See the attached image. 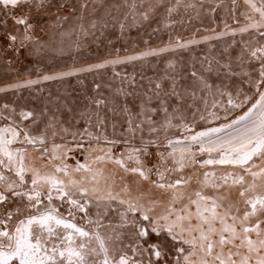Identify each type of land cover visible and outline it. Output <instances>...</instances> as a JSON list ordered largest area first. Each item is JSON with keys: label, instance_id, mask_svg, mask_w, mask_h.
Returning a JSON list of instances; mask_svg holds the SVG:
<instances>
[{"label": "snow or ice", "instance_id": "obj_1", "mask_svg": "<svg viewBox=\"0 0 264 264\" xmlns=\"http://www.w3.org/2000/svg\"><path fill=\"white\" fill-rule=\"evenodd\" d=\"M147 2V7L144 3ZM179 0H177L178 6ZM245 3L260 16V20L245 28L240 29L241 32H247L249 28L256 29L261 37H264V0L258 7L255 0H245ZM156 4H162V0H156ZM66 5L60 3L59 0H0V51H12L14 54H19L20 50L29 46H40V40L35 35V30L40 27V30L47 34L48 25L45 23V18L55 16V21L52 27H63V22L69 19L61 13V9ZM79 19L84 20V10L88 8L87 0H81ZM119 9L120 6H113ZM126 8V13H122L121 17L115 18V22L119 25L121 31L125 27V22L129 17L133 21L139 18L140 22H146L151 19V14L155 11L156 5L149 2V0H142L138 3L137 0H125L123 5ZM176 7L166 8V12L170 15ZM73 14L77 13L75 7L71 8ZM248 19L252 16L245 13ZM91 29L97 28V21H90ZM107 27V23L104 24ZM79 32L82 35H88L89 29L83 23L78 25ZM75 31V29H74ZM210 39V38H206ZM178 47H186L185 44H178ZM163 49L162 51H167ZM244 53H247L248 59H245ZM158 53L156 51L144 52L139 56L126 57L124 60H113L106 63H124L126 61L143 59L147 56H154ZM219 69L224 70L226 77L242 76L245 78L243 81L247 83L251 89H254L258 99L252 103L251 107L238 118L232 120L231 123H226L221 127H213L207 131L194 132V134L186 136L183 140L172 139L168 135V130L173 127L182 126L186 132H192L193 129L188 124H173V120L180 122L184 121V107L186 92L178 91V85L173 79L170 90L166 89L162 83L149 81L150 87L143 92V99L136 103L137 99L141 96L140 93L135 91L124 92V90L117 89L118 94L124 96V102L120 106L121 113L126 115L125 123L126 137L123 140L109 139L107 135H94L92 132H87L90 140H95L97 143L103 141L111 145L108 148H93L91 146L84 147L81 141L76 140V134L72 135L73 142L76 143L77 148H83L89 154L93 152H100L103 155H97L91 160V163H107L111 162L114 165L122 168L126 173L138 174L139 177L145 181L149 180L154 173L157 176L155 186L160 189L175 188L184 181L183 178L175 182L164 183L166 173L176 170H183L186 166L195 167L197 165L196 152L191 148V144L198 145L200 154L207 153L208 158L200 163V167L208 165H233L244 167L245 172L251 173L254 177L264 175V169L260 172H251L253 167H257L254 157L260 161H264V43L259 46H246L244 51L239 57L238 67L239 71L233 68L232 63L226 62L220 64L216 62ZM247 65V67H245ZM106 64L91 65L86 68L73 69L68 72L60 73L54 76H45L44 80L62 79L65 76L78 75L81 72H91L98 68L105 67ZM171 67V65H170ZM218 69V70H219ZM211 70V64L208 66ZM194 82H199L202 86L201 91L212 89V85L197 71L191 72ZM38 81H29L28 83H37ZM132 84V81H129ZM24 85H16L14 87H23ZM96 90L100 89L97 84ZM5 91V89H0ZM237 101H233V94L231 92L221 91V95L228 96V103L233 108H240L251 97L243 92L242 89H237ZM187 96L193 101L189 104V108H195L194 101L196 99V91L193 90L187 93ZM131 97V100H129ZM158 101L156 106H151L153 100ZM203 99V97H201ZM91 104L95 107V112H81V117L87 116L89 124L91 125L92 119H95L96 124L103 129L104 116L101 114V108H107L108 101L102 98L89 97ZM113 107L109 111L115 113V101L112 102ZM206 103V102H205ZM215 107V101H213ZM8 108V105H4ZM137 108L138 111H133ZM15 112V109H12ZM68 113H72V108H67ZM198 112L199 109L195 108ZM163 113V118L156 119L157 113ZM215 115V114H213ZM20 116L24 120L33 117L31 112H20ZM142 117V118H141ZM7 118V117H5ZM193 115V119H195ZM226 118V117H225ZM74 119V117H73ZM201 119H204L201 116ZM36 121L33 120V123ZM15 124V121H13ZM147 126L148 138L145 139L144 132ZM53 128L52 135L55 136V120L50 121L40 135H32L27 128H21L19 125L7 126L0 128V264H144L143 256L148 254L147 264H169V257L171 264H181V255L185 252L182 246H173L172 251L166 248L167 239L176 242L180 241L182 244H188L189 251L187 255L183 256V264H191L190 256L195 254L197 246L200 247L207 255H211L217 241L210 240L209 235L205 232L203 225H208V233L216 234L217 229L214 227V222L218 219L216 211V202L212 201V208H204L201 210L200 201L207 198L202 196L198 191L195 193L199 200H190L191 203L196 204V216L200 223L195 227V231L199 232V245H197V238L184 240L182 239L183 233L186 229L182 224H169L163 228L156 224H150L148 227L138 225L135 219L131 221V226L136 228V231L131 234L133 243L127 244V249L133 253L141 256L138 261H132L123 247L117 249L111 242L117 241L121 244L119 235L101 234L99 228L103 225L99 219V214L95 221L88 219V224L93 225V230H86L85 226L77 225L75 222L76 214L84 213L85 217L88 216V204L91 202L89 199L90 190L84 187V181L78 182L69 179L66 183L64 180L59 179L54 174H41L40 170L32 169V177L30 181L25 180V174L28 171L24 164L25 153L27 149L10 150L9 146L18 141L22 144H29L36 148L38 151L48 152L47 136L48 129ZM115 128V125H113ZM67 133L69 129L64 127L61 129ZM226 130H232L227 131ZM220 133H225L220 136ZM21 134L23 139L20 140ZM139 134V146L130 147L127 150V160L134 161L135 167H129L125 161L124 152H120L119 157H114L112 149L117 145L123 143L130 145L131 140L135 139ZM124 136V133H121ZM9 136L11 138H9ZM83 138H81L82 140ZM88 143V142H84ZM60 145H53L51 149V160H61L68 152L74 149L68 146L65 147V152L60 153ZM171 149V151H162V149ZM177 152L179 155H177ZM218 153L216 158L212 157V153ZM43 159V156L41 157ZM151 161V166L148 162ZM169 161L178 165V168L169 167ZM251 162V163H250ZM246 166V167H245ZM54 170L57 173H64L65 176H70L71 171L79 172L81 170L92 172L88 163L80 164L77 162L75 169L69 168L67 164L55 165ZM97 175H102L100 170L93 175V181ZM231 175V174H229ZM215 176V173H204V182L207 184L208 177ZM229 176L220 177L225 183ZM244 178L241 176L233 183H243ZM30 184V188L25 189V185ZM42 186H47V190H43ZM214 187L217 185H213ZM254 187V185H253ZM70 189H75L71 191ZM98 189L93 187L92 193H96ZM247 189L240 193L244 196ZM58 199L61 204L53 205L52 201ZM109 198L115 199L111 192L108 193ZM182 197L173 196V201ZM45 199L47 203H44ZM103 199V197H101ZM190 199V198H189ZM121 204L125 201L121 200ZM251 206V211L246 212L241 219V231L238 232L235 225L226 224L224 218L220 217V223L223 228L219 230L218 244L221 246V252L217 254L214 259L219 260L220 264H237L232 259L233 255L239 256L240 253H228L227 259L223 258V246L232 244L233 247H243L247 245V256H242L240 264H250L251 254L255 253L257 256L256 264H264V256L259 253L264 250V238L258 222L254 227H248L244 222L248 221L249 217L254 216L259 211H264V197H256L246 201ZM43 205V207H41ZM67 205L66 214L60 212V207ZM136 208L131 203L128 204L127 212H134ZM211 212V217L205 216V212ZM124 213L121 218L124 221L119 227L128 225ZM143 220H149L146 212L142 213ZM192 213L189 211L187 217L184 215L178 216V221H184L192 218ZM227 215V214H226ZM167 219L168 217H162ZM233 220L236 217H232ZM180 227V234L173 231L174 227ZM111 228V225H108ZM150 228V231H149ZM167 233L166 237H162V232ZM187 231H193L192 228ZM255 232L258 239L253 241L250 238V233ZM225 233L229 236L226 238ZM151 234H155L156 239H151ZM240 239L241 244L237 246L234 242ZM133 244L135 246H133ZM119 253V255H117ZM155 257V259H153ZM207 264V261H203Z\"/></svg>", "mask_w": 264, "mask_h": 264}, {"label": "flooded vegetation", "instance_id": "obj_2", "mask_svg": "<svg viewBox=\"0 0 264 264\" xmlns=\"http://www.w3.org/2000/svg\"><path fill=\"white\" fill-rule=\"evenodd\" d=\"M59 2L66 5L63 9L71 10L72 7H75L77 9V13L70 16V21L63 23V27L60 31L54 30V32L50 33L51 35L47 37L48 40L40 42L43 47L38 46L39 50L37 54L32 53V46L28 47L30 48V52H28L26 56L23 69H15L13 65L0 54V89H5V91H0V117H7L5 119L11 123V125H19L21 128H27L32 135H40L49 122L54 119L55 131L57 134L53 136L52 132L54 129L49 128L48 134H50V137L47 136V140H49L47 143L53 142L58 138L60 140V136L65 135V132L61 129L67 127L69 124H75L79 127L81 124H84L89 132L101 130L96 124L95 119H92L90 125L89 118L87 116L81 117L80 115L81 112H86V109H89L83 106V104L88 106V100H82L81 98L75 99L77 109H75L74 112H77V115L74 112L68 113L67 108L70 106L63 98H59L55 91L50 90V88L45 84V82L50 81L44 80L43 78L45 76H54L64 73V71L67 70L66 67L68 64V60L64 58L66 56L65 54H54L52 52L51 54L46 53V48L50 47L53 49L59 48V46L62 45H69V47L75 49L87 48L90 50L113 51L118 50L120 48L119 45H123L124 48L120 49L127 51L132 48H138L139 45H136L131 35L135 34L134 31H142L138 33L141 34L142 42H140L141 46L144 47L143 51L148 52L152 50H163V48L168 49L174 55L173 57L171 54L173 59L175 58L176 69L172 75L142 74L137 77L140 79V84H138L137 87L140 89L141 96L137 99L136 103H139L143 99L142 94L148 88L145 83L148 79L152 80L154 83H162V85L169 90L174 79L178 85V91L186 92V99L184 107V121L180 122L178 120H173V124H188L191 126L193 131L194 129H199L209 123H219L229 114L232 115L233 113L240 112L243 109V106L248 104L255 95L254 89H251L247 83L243 82L245 80L244 77H226L224 70L219 69V66L216 63L219 61L222 65L226 62H230L232 63L233 68L236 71H239V57L245 47L249 45L259 46L260 43H264V37H261L256 29L249 28L247 32L240 31V29L260 20L259 14L253 12L252 9L245 3V0H179L178 6L177 0H162V4H156V0H149L150 3L156 5L155 11L151 14V19L146 22H140L139 18H137L136 21H133L131 17H129L125 22L123 31H121L119 25L115 22L114 17L119 18L122 13H126L127 10L123 7L125 0H90V2H88V8L84 10V20H80L78 18L80 13L79 4L81 0H59ZM137 2L140 3L142 0H137ZM255 2L259 7L261 0H255ZM113 6L120 7L117 9ZM144 6L147 7V2L144 3ZM168 7H176V10L169 15L166 12V8ZM216 13L218 14L217 17H215ZM245 13L251 15L252 19H248ZM92 20L97 21L96 29H91L90 27V21ZM81 23L89 29V34L86 36L79 32L78 25ZM105 23H107V27H104ZM261 31H264V29H261ZM178 44H185L186 47H178ZM127 46L130 48L127 49ZM204 50L206 51V55L203 56ZM194 51H199V56L202 58H198V55H196V52ZM109 54H111V52ZM244 56L245 59H248L247 53H244ZM146 58H144V60H146ZM113 60H117L116 57ZM196 60L205 65L206 68L204 67V69H207V72H203L204 70H201V67L199 68L198 65L194 66L195 63H197ZM80 61V56L74 58V63L77 66ZM126 63L127 62L117 63L116 65L121 66ZM209 64H211L210 71L208 70ZM108 65H110L109 68L112 72V65L114 64L108 63ZM245 67H247V65H245ZM194 68L195 70L197 69V72H199L207 80V82L213 86L210 91H201L202 86L199 82H194L193 77L191 76V72ZM126 71L127 69L124 68L122 71L120 70L119 73H112L113 76L108 79V83L106 84V86L110 88L103 90L104 92H98V96L107 97L109 102L111 99L116 102L115 99L118 98V96H116L118 93H116V91L114 92L112 88L124 85L129 87V81L133 80V76L126 73ZM84 75L88 76L87 74ZM81 76H83V74L79 73L78 75L69 76V78H79ZM29 81L38 82L29 84ZM16 85L24 86L14 87ZM237 89H242L243 92L247 93L251 97V99L246 101L242 107L233 108L232 105L228 103V96L221 95L220 93L221 91L225 93L231 92L233 94V101L238 102ZM193 90L196 91L194 104L195 108L199 109L198 112L195 111V108L188 107L189 104H193V101L187 96V93H190ZM53 94L57 97H53ZM62 95L66 96V93L64 92ZM201 97H203V99H201ZM129 100H131V97H129ZM213 101H215V107L213 106ZM123 102L124 99L119 100V105H122ZM157 104L158 101L154 99L151 106H156ZM4 105H8V108H4ZM12 109H15V112H13ZM22 111L33 113V117L28 120H24L20 116V112ZM133 111H138V109L133 108ZM193 115H195V119H193ZM201 116H203L204 119H201ZM119 117L115 114L113 115L112 113L108 115L105 114V130L109 131V135L111 136H114L113 131H117L119 133L118 136H120L121 133H124V136L126 137L127 125L125 124L126 127L122 126V122L117 124L116 121ZM155 118L158 120L162 119L163 113H157ZM33 120L36 122L33 123ZM13 121H15V124H13ZM113 125H115V128H113ZM89 129H91V131ZM171 130L185 132L182 126L169 129L168 134ZM71 133L74 134L73 132ZM144 136L146 137L145 139L148 138L147 126H145ZM138 137L139 134L134 141L139 140ZM262 169H264V166ZM228 172L229 171L223 170L209 172L215 173V176H209L207 184L203 181L204 185L201 189L203 190L202 192L198 190L202 196L207 198L206 200L200 201V206L201 210L205 207L211 209L213 206V197L211 198L207 191L210 190V193L218 195V202H216L218 219L216 221H220L219 218L222 217L224 218L226 224H234L237 231L240 232L241 219L246 212L251 211V206L247 204L246 201L249 199H255L256 197H264V184L262 185V182L260 183L259 188L256 189L258 178H261L264 175H260L258 177L256 176V180L254 179L252 185L244 182L246 180H243V183L234 184L233 180H235L237 176L236 174L239 173L236 171H231L230 173ZM222 176H229L226 183L220 179ZM114 177L115 176H113L111 172L102 173V175H97L95 177V181H93L92 175V177L89 178V181L83 180V186L87 187L91 191V189L95 187V185H99L102 180H107L114 188H119L121 185L123 187V183L121 181L116 182ZM30 179L31 178H29V180ZM214 184L217 186L214 187ZM116 185H118V187ZM28 186L30 187V184H28ZM42 187L44 188V186ZM228 187H237L239 193L245 191L246 189L247 191L244 196L240 195L241 199H236L237 197H234L231 193L226 191ZM107 188L105 191H101L103 199H101L102 196H100L98 191L96 193H92L91 195L89 194L91 202L88 204V207H95L97 210L95 215L97 216L99 214V219L103 225L99 228L101 234L119 235L120 240L123 243L121 244L117 241H112L111 243L117 249L123 247L132 261H138L141 259L140 255L127 249V244L133 243L131 234L136 231V228L131 226V221L133 219H135L138 225H143L145 227H148L150 224H156L161 228L165 225L174 223L177 225L182 224L186 229L183 233L182 239L188 240L192 239V237H196L197 245H199V232L194 230L197 226L196 221L200 222L196 216V204L187 203L183 206L178 205L175 201L174 204H165L164 206H160L158 203H141L142 205L140 206V210L129 213L132 214V220L128 221V225L119 227V225L123 224L124 221L122 220L121 215H119L118 218H121L120 220L122 221H113L114 216L108 211V205L115 199L119 200V203L121 200H124L121 196L122 191L115 199H111L109 198L108 193L111 192L113 194V191H108ZM187 190H189V187L188 189H176L172 192L181 194L178 195L180 197L187 193ZM104 193H107L105 197ZM194 196V198L190 197L191 200H199V197L196 195ZM98 198L100 199L99 202L97 201ZM227 201H229L230 204ZM153 205H156L157 207L151 210V215H148L149 220H143L141 214L144 212L147 213L149 208ZM189 211L193 214L190 221L188 219H185L184 221L177 220V217L181 215L187 217V213ZM228 212H232L230 214H232V217H236V219L228 221V215H226L229 214ZM204 215L211 217V212H205ZM165 216L168 217L166 220L162 218ZM91 218L93 221L97 219L93 217ZM125 219H128V214L125 215ZM258 222L260 223V229L262 232V236L260 238H264V211L257 212L256 215L249 217L248 221L244 223L248 227H254ZM77 225L79 224L77 223ZM108 225H111L112 227L109 228ZM91 227L93 230V225H91ZM203 227L205 232L209 235L210 240L217 241V244L215 245L211 255H207L200 249L199 246H197L195 254L190 256L191 264H203V261L205 260L207 261V264H220L219 260H215L214 257L221 252V246L218 244V240L219 230L223 228V225L221 224L219 227L214 226L218 230L216 234L208 233V225H203ZM189 228H192L193 231H187ZM173 231L179 235L180 227H174ZM161 235L162 237H166V231L162 232ZM249 235L253 241L258 239L255 232L250 233ZM225 236L228 238L229 234L225 233ZM150 238L155 240V234H151ZM234 243L239 246L241 244V240L237 239ZM174 244L182 246L185 249V252L180 254L181 264H183V256L188 254L190 246L188 244H182L180 241L173 242L170 238L167 239L166 248L169 251H172L173 255L176 254L173 251ZM133 246L135 245L133 244ZM229 252L240 253L239 256H232V259L235 260L237 264H240L242 256L249 255L246 244L243 247H233L232 244L223 246L224 259H227ZM117 255H119V253H117ZM259 255L264 256V250H262ZM142 258L144 260V264H147L148 254L145 253ZM153 259H155V257H153ZM256 259V254L252 253L250 264H256ZM169 264H171L170 257Z\"/></svg>", "mask_w": 264, "mask_h": 264}, {"label": "rangeland", "instance_id": "obj_3", "mask_svg": "<svg viewBox=\"0 0 264 264\" xmlns=\"http://www.w3.org/2000/svg\"><path fill=\"white\" fill-rule=\"evenodd\" d=\"M88 2H90V0L89 1L87 0V3ZM61 13L65 16L69 17V19L67 21L71 20L70 16L73 15V13L70 9H61ZM217 16H218V14L216 13L215 17H217ZM54 21H55V16H49V17L45 18V23L48 25V27L46 29L47 34H45V32H43V31H41L40 27H37V29L35 30V35H36V37L39 38L40 42L48 40L47 37L50 36L51 35L50 33H53L54 30L60 31L61 28L51 26ZM65 22H63V23H65ZM126 25H129V24H126ZM134 32H135V34H133L131 36L133 37L136 45H139V46H138V48H134V50H131L130 57L131 56H139L143 52H145V51H143L144 47L141 46V42H142L141 34L138 33V32H142V31L139 30V31H134ZM42 43H44V42H42ZM119 46H120V48H124L123 45H119ZM61 47L63 49V47H65V45L59 46L58 52L51 49L50 51H48L46 53L51 54V52H52L54 54H60V53H62ZM120 48L118 49L119 52H117L116 50H114V51L102 50L101 56L104 57L105 56L104 54H106V56H108V54L111 52V53L116 54V59L124 60L126 56L124 57L121 55H124V53H127L130 50L126 51V50L120 49ZM126 48L129 49L130 47L127 46ZM38 50H39L38 46H35V47L32 46V53L33 54H37ZM28 52H30V48L26 47V48L20 50L19 54H14L12 51H0V54L7 61H9L15 69H17V68L23 69L24 64H25L24 62H25V59H26ZM156 52L158 54L153 56V59L155 60L156 64L154 62H152L151 60L140 61V59H138V60H131L129 62L126 61L127 63L125 65L127 66V65L131 64V66H134L136 64L137 66L140 65L142 68L146 65V68L148 70L147 71L148 74H156L157 72H159L157 70H160L161 67H164V69H166L169 74H171V72H174L175 69H173L174 64L172 62L173 58L171 57V54H169V50H167V51L156 50ZM149 57H152V56H148L147 58H149ZM144 58H146V57H144ZM196 62L197 63H195L194 66L198 65L199 68L201 67V70H204L203 72H207V69H204V67H205L204 64L200 63L198 60H196ZM192 64H193V62H192ZM170 65H171V67H170ZM116 68H117V66L115 65V69ZM193 70H195V68ZM113 71L111 73H113ZM195 71H197V69ZM136 72H139V71L137 70ZM104 74H106V72H104ZM101 76H99V77L101 78ZM215 79H217V78H215ZM149 81L150 80L148 79L145 82L148 87L151 86ZM143 85H145V84H143ZM256 99H258V96L255 94L254 97L249 101V103L245 104L243 106V109L240 112L233 113L232 115L229 114L225 119L221 120V122H219V123H216V122H214L213 124L209 123L207 125H204L203 127H200L199 129H194V131H192V132L171 130V132H169L168 135L172 139L183 140L186 136L194 134V132L207 131L210 128L221 127L226 123H231L232 120L238 118L240 115H242L244 112H246L248 110V108L251 107L252 103L255 102ZM7 126L15 127L16 125H11V123H9L4 117H0V128L7 127ZM67 128L69 129V131L67 133H64L65 135H61L60 140L58 138L53 142L47 143L48 152L38 151L37 148H39V146H36V148H34L32 145H29L26 143L25 144L20 143L19 140L14 142L13 144H11L9 146V148H10V150H13V151H15L16 149H21V150L27 149V151L25 153V160H24V164H25L26 168L28 169V171L25 174V180L26 181L31 180V179L29 180V178L32 177V171H31L32 169L40 170L41 174H46V173L47 174H54L59 179L64 180L66 183L69 181V179L76 180L78 182V184H79V182H81L83 180L89 181V178L92 177V175H94L97 172V170H100L103 174L111 172V174H113V176H115L114 177L115 181L116 182L121 181L123 183V187L121 185V186H119V188H114L112 185H110L108 183L107 180H102V182H100L99 185H95V187L98 189V193L100 194V196H102L101 191H105L107 186H108V188H107L108 191H113L112 195L114 197H117L118 194L122 191L121 196L125 200V203L120 204L119 200L115 199V200L111 201L110 204L108 205V207H109L108 211L111 212L114 216L113 221H122V220H120L121 218H118V216L121 215L122 213L128 214L127 221L132 220V214H129L131 212H127L129 203L134 205L136 210H140V206L142 205L141 203H143V204L158 203L160 206H164L165 204L171 205V204H174L175 201H176V203H178V205H183V206L187 203H191L190 197L194 198L195 197L194 195L196 192H198V190L200 192L203 191L201 189L203 188V185H204L203 184V181H204L203 176H204L205 172L223 170V171H229L228 173H230L231 171H236L239 174H236L238 177L236 176L235 180L242 176L244 178V180H246L244 182H247L250 185L253 184V181L256 178L251 173L245 172L244 167H241V166L216 164V165H208L206 167H200L199 166L200 163H202L205 159L208 158V154L207 153L200 154L199 150H198V145L191 144L192 150L194 152H196V154H197L196 155L197 165L195 167L186 166L183 168L182 171L176 170L173 172H168V173H166V179L164 181V183H169V182H175L176 180L183 178V180L187 181V182L182 181V183L175 188H170V189H166V190L160 189V188H157L155 186V182L157 181L158 178L154 173L151 175L149 180L145 181V180L141 179L138 174H133L130 172L126 173L122 168H120L117 165L112 164L111 162L91 163L92 159H94L97 155H103V153L93 152V153L89 154L88 152H85L83 150V148H77L76 143L73 142V140H72L73 134L71 132L76 134V140L81 141L85 148L89 147V146H91L93 148H108V147H111V145L106 144L103 141V139H101V141L99 143H97L95 140H90L87 133L85 132V129H87V127L84 124H81L80 127L75 125V124H69L67 126ZM105 129H106V126L103 127V129H101L100 131L95 130V132H92V133L94 135H101V134L107 135L109 139H113V138L118 139V140L125 139L124 138L125 136H122L121 134H120V136H118L119 133L117 131H113L114 136H111V135H109V131H107ZM89 130L91 131V129H89ZM227 131H232V130H226V132ZM219 135L224 136L225 133H220ZM48 137H50V134H48ZM9 138H11V137L9 136ZM81 138H83V139L81 140ZM19 139L20 140L23 139V134H21V137ZM138 139H139V137H138ZM47 141H49V140H47ZM84 142H88V143H84ZM54 144L61 146L59 149L60 153L65 152V147H64L65 145L73 148L74 150L71 152H68L67 155L64 157L63 161L51 160V149H52ZM134 146H139V140H135V141H134V139L131 140L130 145H125V144L121 143L112 149L113 156L119 157L120 152H124L125 153L124 158H125V161L128 164V166L129 167H135L136 165H135L134 161H128L127 160L128 152L126 150V149H128L130 147H134ZM162 151L167 152V151H171V149L165 148V149H162ZM177 155H179L178 152H177ZM42 156H43V159L41 158ZM217 156H218V153H215V152L212 153L213 158H216ZM253 159L256 162L257 167H253L251 169V172H260L262 167L264 166V161H260L255 157ZM77 162H79L80 164L88 163L92 169V172H87L84 170H81L79 172L71 171L70 176H65L64 173H62V172L57 173L54 170L55 165H61L62 163L67 164L69 166L70 170L75 169L77 166ZM148 166L149 167L151 166V161L148 162ZM168 166L172 167V168H178L179 167L178 165L173 164L172 161H169ZM0 170L5 171V174H7V175H13V173H8L5 169H0ZM81 174H83V176ZM261 182L263 185L264 184V176L261 178L260 177L258 178L256 189L259 188V185ZM116 186L118 187V185H116ZM124 186H128V187H124ZM188 187H189V190H187V193L180 196L182 198L173 201L172 197L174 195L175 196L181 195V194H177L175 192L173 193L172 192L173 190L181 189V188L182 189H184V188L188 189ZM195 187H196V189H195ZM27 188H30L28 186V184L25 185V189H27ZM44 188H47V186H44ZM44 190L46 191L47 189H44ZM70 190L75 191L72 189H70ZM209 191H207V193L211 196V198L213 197V200H215V202H218V195H214L213 193H210ZM226 191L231 193L234 197H237L236 199H241L240 198L241 196H240V193H239L237 187L236 188L228 187L226 189ZM89 194L91 195L92 192L90 191ZM53 195H54V199L52 201L53 205H60L61 202L58 199H55V193ZM106 195H107V193H104V197ZM156 199H158V200H156ZM99 200L100 199L98 198L97 201L99 202ZM227 202L229 203V201H227ZM44 203H47L46 199H45ZM64 206L68 207L67 205H64ZM231 206H234V205H231ZM41 207H43V205H41ZM155 207H157V206L153 205V206H151V208H149V210L147 211L149 216L151 215L150 214L151 210ZM229 211H230V209H229ZM96 212H97V210L95 207H88V216L85 217L84 213L78 212L76 214V221L75 222L78 223L80 226H85L86 230H92L91 225L88 224V222H87V218L88 217L97 218V216L95 215ZM228 213L229 214H227L228 215L227 220L231 221L232 214H230V213H232V212H228ZM196 223H197L196 225H198L200 222L196 221ZM214 226L215 227L221 226L220 221H215Z\"/></svg>", "mask_w": 264, "mask_h": 264}, {"label": "trees", "instance_id": "obj_4", "mask_svg": "<svg viewBox=\"0 0 264 264\" xmlns=\"http://www.w3.org/2000/svg\"><path fill=\"white\" fill-rule=\"evenodd\" d=\"M68 48L69 49H67V50L66 49L61 50L62 53L66 55L64 58L68 60V64L66 67L67 70H65L64 72H68V71L72 70V68L73 69L86 68L88 66L97 65V64H106V66L103 68L95 69L91 72H81V74H83V76H81L79 78H69V76H66L63 79H53V80L47 81V82H45V84L50 88V90L55 91V93L58 95L59 98H63L66 101V103L70 106L69 108L73 109V112L75 111V109H77L75 99H79V98H81L82 100H88L89 101V102H87L88 106L83 104V106L85 108H89V109H86V112L87 111L95 112L96 109L91 104L89 97L102 98V99H105L109 102L107 97L98 96L99 95L98 92H104L103 90L110 88V87L106 86V84L108 83V79L111 76H113V74L111 73L110 68H109L110 65H108V63H106L109 60L107 59L106 54H104L105 56L103 55L104 57L101 56L102 50H95V49L90 50L87 48L75 49V48H71V47H68ZM131 50H134V48L130 49V51L127 50L128 52L124 53V57L125 56L130 57ZM116 51L119 52L118 50H116ZM174 51H176V50H174ZM194 52H196V55H198L197 56L198 58H202L201 56H199V51H194ZM169 54L173 55V53L171 51H169ZM172 55H171V57H172ZM204 55H206L205 50L203 52V56ZM79 56L81 58V61L79 63L80 65L78 64V66H77L74 63V58L79 57ZM173 57H174V55H173ZM174 59H172V62L174 64L173 69H176V63H175ZM142 60H144V59H140V61H142ZM148 60H151L152 62H154L156 64L155 60L153 59V56L146 58V61H148ZM115 65L116 64L112 65V71L114 70L113 73H119L120 70L122 71L124 68H126L127 69L126 73L131 74V76H133V80H132V84H130L129 87L126 85L119 86V87L116 86V87L112 88V90L114 92L116 91V93H117V89L122 88L124 90V92L135 91L137 93H140V89H139V87H137V85L140 84V79L137 77H139L142 74H148L147 73L148 70L146 68V65L143 68L140 65L137 66L136 64L134 66H131V64H129L127 66L126 65H121V66L116 65L117 66L116 69H115ZM137 70L139 72H136ZM157 71H159L156 73L158 75L169 74L167 72V70L164 69V67H161L160 70H157ZM104 72H106V74H104ZM172 73L173 72H171V74ZM84 74H87L88 76H86ZM148 75H153V74H148ZM99 76H101L102 79ZM105 80L107 82H105ZM97 84L100 85L99 90H96L95 86ZM64 92L66 93V96L62 95V93H64ZM93 93H95V94H93ZM116 96H118V98L115 99L116 100V102H115L116 112L115 113L109 111V109H111L113 107V103H112L113 100L112 99L108 103L107 108H101L100 111H101L102 116H104V117H105V114L108 115L110 113H112L113 115L115 114L117 117L120 116L119 119L116 121V123L120 124L122 122V126L126 127V125H125L126 124L125 123L126 115L121 113V111H120L121 104L119 105V100L124 99V96L122 94H117ZM53 97H57V96L55 94H53ZM72 102H74V103H72ZM74 113H76V115H77V112H74ZM120 118H122V119H120ZM104 122H106V121L104 120Z\"/></svg>", "mask_w": 264, "mask_h": 264}, {"label": "bare ground", "instance_id": "obj_5", "mask_svg": "<svg viewBox=\"0 0 264 264\" xmlns=\"http://www.w3.org/2000/svg\"><path fill=\"white\" fill-rule=\"evenodd\" d=\"M68 47H69V45H66L65 47H63V49H66L67 50V49H69ZM46 49H47V52H48V51H50L52 49V47L46 48ZM52 50H55L56 52H58L59 51V48H54ZM61 50H62V48H61ZM115 57H116V54L115 53H111V54H109L107 56V59L110 61V60H113ZM105 82H107V81L105 80Z\"/></svg>", "mask_w": 264, "mask_h": 264}, {"label": "crops", "instance_id": "obj_6", "mask_svg": "<svg viewBox=\"0 0 264 264\" xmlns=\"http://www.w3.org/2000/svg\"><path fill=\"white\" fill-rule=\"evenodd\" d=\"M81 175L83 176V174H81ZM77 186H79V184H78ZM124 187H128V186H124ZM66 208H67L66 206H62V207H60V212L66 214V211H65ZM89 218L92 220L91 217H88V218H87V221H88ZM75 221H76V220H75Z\"/></svg>", "mask_w": 264, "mask_h": 264}]
</instances>
